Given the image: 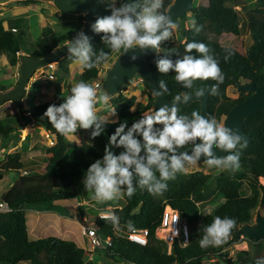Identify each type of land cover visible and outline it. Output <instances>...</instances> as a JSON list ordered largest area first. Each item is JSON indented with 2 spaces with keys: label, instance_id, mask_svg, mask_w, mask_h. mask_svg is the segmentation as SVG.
<instances>
[{
  "label": "trees",
  "instance_id": "1",
  "mask_svg": "<svg viewBox=\"0 0 264 264\" xmlns=\"http://www.w3.org/2000/svg\"><path fill=\"white\" fill-rule=\"evenodd\" d=\"M173 2L174 0H164V10L167 11ZM254 2L256 5L254 10H248L242 0H206L205 4H192V16L197 26H203L202 30L197 33L193 26L186 28L183 23L186 16L184 14L179 19L177 28L178 45L174 48L169 47L168 43L171 39L167 41V44L162 43L164 47H169L160 51L163 53L162 56L174 51L176 55H172L171 58L175 60L178 56L186 54L187 43L202 42L209 47L210 54L219 61V66L225 75L224 82L219 85V95L207 94L208 116H214L218 122H222L229 110L250 94V92H240L239 96L233 99L227 94L229 88L237 89V86L243 82L264 84V0H254ZM119 3L120 1L117 6ZM75 13L80 14L79 27L76 30L53 38L42 49L32 50L30 56L45 57L58 45L71 42L85 26L83 13ZM67 14L73 13L58 11L56 17L61 18ZM110 14L108 4L103 2L95 13L91 25L98 17ZM243 28H247L250 35V44L244 52L227 47L219 41L225 34L239 36ZM24 36L21 29H15V31L4 29L0 21V53L8 56L11 66H16L19 62V52ZM88 36L94 50L103 49L109 53V58L116 52L103 43L101 39L103 33L97 34L91 28ZM229 52L231 56L225 61L224 57ZM192 54L200 55L195 50ZM160 57L153 54L148 57V60L157 85L161 80L166 82L168 92L165 96L170 101H174L177 95L195 93V90L199 88L210 92L211 86L216 83L210 79L197 80L192 89H186L175 81L174 72L161 74L158 71L156 60ZM109 58L90 70L83 68L77 82L83 80L92 84L98 81L101 66L108 62ZM75 60L67 54L57 62L55 78L58 82L65 80L69 74V65ZM142 78L147 90L145 105L139 111H132L136 101L134 95L126 96L120 92L110 96L109 102L115 109L117 120L107 122L103 126L104 131L95 138L91 136L92 129H78L81 136L78 144L70 141L66 135H61L44 116L50 105L58 106L67 96L47 100L29 109L23 107L18 109L21 119L35 121L47 134L54 137L55 144L48 149L47 157L24 159L19 153H10L0 164V180L9 172H32L27 178L18 177L1 197L10 210L0 213V264L86 263L91 251L81 248L72 240L53 235L31 240L26 223V210L31 208L51 210L57 202L74 200L75 193L66 190L73 188L76 179L81 177L95 160L102 159L109 137L114 134L119 124L127 122L131 127L136 115L155 109L149 84L143 76ZM37 87L38 84L34 82L30 90L36 91ZM6 90V86L0 85V92ZM192 111L200 112L198 101L181 109L179 114L190 116ZM11 118L12 115L7 113L4 119H0L1 145L7 146L10 140L14 143L19 138L18 134L23 125L16 126ZM243 126L250 141L246 148L240 149L238 146L236 149L240 151L241 167L237 170L227 169L228 172L218 175L212 189L209 187L213 180L212 175L199 171L180 172L174 180L167 182L168 187L163 194L152 195L140 187H137L131 198L126 195V192L122 193L120 206L110 211L120 217L119 227L113 226L109 219L90 218L89 222L97 227L98 233L112 240L109 247L98 252L103 253L113 262L127 264H202L203 259L220 254L225 248L239 243L244 238L248 248L237 251L234 260H229L228 264H256L257 259L264 258V240H251L241 231V227L251 223L253 211L259 205L264 207V183L259 181V178H264V111L244 119ZM113 150L118 155L123 149L114 148ZM35 179L47 180V183L38 182ZM244 185L249 189V194H245ZM218 197H221L223 201L201 218L199 204L210 201L214 203ZM166 206L179 212L188 227V243L183 245L182 239H176L170 251L164 241L156 238V230L161 224ZM215 216L235 219L236 227L223 245L201 248L199 241L204 235L203 227L210 224ZM129 220L134 222L136 229L148 230L145 246L130 242L125 237L128 231L126 223ZM197 223L199 227L195 229Z\"/></svg>",
  "mask_w": 264,
  "mask_h": 264
},
{
  "label": "clouds",
  "instance_id": "2",
  "mask_svg": "<svg viewBox=\"0 0 264 264\" xmlns=\"http://www.w3.org/2000/svg\"><path fill=\"white\" fill-rule=\"evenodd\" d=\"M102 2L108 4L111 14L98 17L91 28L97 34L103 33L101 39L112 51L139 49L142 54L148 50L157 52L163 42L171 39L177 26L164 10V0H131L128 3L120 0L119 6L117 0ZM193 27L199 33L203 26H197L194 20ZM67 47L68 54L89 70L109 58V53L103 49L94 50L90 37L83 31L78 32ZM193 50L200 55H193ZM185 53L177 55L175 60L171 58L176 55L174 51L158 58V71L161 74L174 72L175 81L186 89H192L197 80L216 81L210 92L199 88L195 95H219V85L224 82L225 75L219 61L210 54L209 47L193 41L186 44ZM230 56L231 52L224 57L225 61ZM137 59V55L130 57L131 61ZM98 87L83 80L75 83L70 95L58 106L50 105L44 116L61 135L74 134L78 129H92L91 136H99L108 117L98 115L97 105H107L110 96L106 92H98ZM167 92L166 82L159 81L154 94L163 96ZM191 98L188 93L177 95L171 106L164 104L159 109L144 112L131 127L127 122L120 123L109 137L102 159L95 160L87 169L82 181L84 188L92 191L95 199L106 202L118 199L124 192L131 198L137 187L152 195L163 194L168 181L185 171L186 165L197 164L201 157L209 167L239 169L240 151L236 149L238 146L246 148L247 141L238 131L218 122L214 116H204L199 111H192L190 116L179 114L178 105ZM111 115H115V109ZM114 148L123 150L117 155ZM214 149L228 154L218 157ZM101 218L109 219L113 226L119 227L120 217L114 212ZM126 227L130 232L136 231L131 220L127 221ZM235 227V219L215 216L210 224L203 227L200 247L223 245ZM256 264H264V258L257 259Z\"/></svg>",
  "mask_w": 264,
  "mask_h": 264
},
{
  "label": "rangeland",
  "instance_id": "3",
  "mask_svg": "<svg viewBox=\"0 0 264 264\" xmlns=\"http://www.w3.org/2000/svg\"><path fill=\"white\" fill-rule=\"evenodd\" d=\"M119 1L120 0H117V3ZM242 1H243L244 5L248 8V10H254L255 9L256 5H255L254 0H242ZM205 3H206V0H193L192 4L193 5H200V4H205ZM238 8H240V7H238ZM193 21H194V18L192 16V12H187L185 18L183 19L184 26L186 28L192 27ZM178 22H179V20H178ZM178 26H179V24H178ZM178 26H176V28L173 29V35L171 37V41L168 43L169 47L174 48L178 45V40H177L178 39V33H177ZM249 36H250L249 30L247 28H243L239 36H234L232 34H225V35H222L220 37L219 41L227 47L233 48L239 52H244L246 50V48L248 47V45L250 44V37ZM164 43L167 44V41H165ZM163 44L161 45L159 50L157 52L154 51L153 54H156L159 57L162 56L163 53H160V51L166 50L169 48V47L168 48L164 47ZM21 46L23 48H25L26 50L29 49V46L27 45V43L25 44L24 41L21 42ZM124 50L125 49H120L119 51H116L109 58L108 62H106L104 65H106V66H107V64L112 65L114 63V61L116 60V58ZM168 52H171V51H168ZM0 61L2 62V60H0ZM1 62H0V79L2 80V78H6V77L11 76V74L6 73L7 68L4 65H2ZM76 64L79 65L80 63L78 61H76ZM103 66H101L100 74H99V81H101V82L105 79L106 73H107V70L103 69ZM65 82H66L65 83L66 87L63 89V91L59 90L58 92H56L53 95V97H49L47 100L55 99V98H59V97H63V96H68L71 93V88L73 86V85H71L72 76L71 75H69L68 77L66 76ZM53 83H55V85L59 84L58 81H54ZM100 92H104L103 85H102ZM122 92L126 96H133L134 95L136 97L135 104L132 107L136 111H139L145 105V103H146L145 97L147 95L146 94L147 90L144 87L143 78L141 75H135L132 80L128 81L124 85ZM227 94L229 97H231L233 99H235L239 96V92L237 91V89L232 88V87L227 90ZM29 100H30V101H28L29 108L35 106V103L33 101H31L30 98H29ZM47 100H45V101H47ZM6 103H7V106H6ZM6 103L3 104L2 106H0V119H4L6 114L9 113L12 115L11 120L14 122V124L16 126H18V125H20V126L23 125V126H22V128L18 134L19 138L16 142L13 143L12 140H10L8 142L7 146L1 145L2 143L0 144V164L6 160V155L10 154V153H19L20 155H23V157H25L24 159H29V156H31V157L36 156L37 158L41 159L40 157H44L43 156L44 154H48L47 151L50 148V146L48 144V140L45 138L46 132H43V131L39 132L42 140L44 141V143H41L42 145H40L39 142L38 143L35 142L38 139V136H37V125L38 124L36 122L31 123L30 125H27L28 123H26L27 126L25 125V123L22 124V121H25L26 119L25 120L21 119V116L18 112V108L14 104V102L8 101ZM1 107H3V108H1ZM112 110H113L112 107L110 106V104H108L107 108L102 112L103 116L108 117V122H115L117 120L116 114L111 115ZM153 110H155V109H153ZM141 116H142V114L136 115L134 121L140 119ZM221 123H223V121ZM26 133H28V134L26 135ZM67 136L66 137L70 141L73 142V140H72L73 134H68ZM27 137H29V138H27ZM25 138H27V139H25ZM34 152H36L35 155L33 154ZM198 171L202 172L204 174L212 175L213 180H211V182L209 184L210 189H212L214 187L215 178L218 175L228 172L227 169L217 168V167H209L206 163L198 162L195 165H186V170L183 171L182 173H191V172H198ZM31 173H32L31 171L27 172V173H24L23 171H20L18 173H16V172L6 173L3 176L2 180H0V199H1L2 195L4 194V192L8 188H10V186L18 179V177L27 178L28 175H30ZM85 173L81 177L76 179L73 188L66 190L67 192L75 193L76 198L74 200H66V201H62V202H57L54 204V206L51 210H42V209L39 210V209L31 208L33 210V212H32V211H30V209H27L28 211L26 213V217H27L29 223H31V222L36 223V221H37L36 217L39 215H42L43 212H44V214H48L47 216H50L52 214V215H55L57 217H62L61 218L62 219L61 224L63 225V228H65V231H67L66 233H68V232L70 233V231H72L73 237L72 236L71 237L74 240H75V236L79 237V238L77 237V239H76L77 241L75 240L76 243L78 244V246L89 251V244H88L86 238H84L81 235V228H80V226L82 224L81 218H83V215H85L87 217V220L90 221V218L93 219L94 217H98V214H103V213H107V212L111 213L110 212L111 209L120 206L121 196L118 199H114L112 201H106V202H101V201L95 199L94 193L92 191L86 190L84 188L83 183H82L83 178L85 176ZM35 180L38 182L47 183V180H45V181H43V179H40V180L35 179ZM259 181H260V183H264V178H259ZM243 189L245 191V194H249V189L247 188L246 185H244ZM78 201L80 204L78 203ZM222 201H223L222 198L218 197L214 203L211 201L207 202V203L206 202L200 203L199 207L201 209V218H202V215L209 213L211 211V209H213L215 206H217ZM165 209H166V207H165ZM59 213H61V215H63V216H60ZM74 213L77 214L78 221L74 218ZM47 216L45 215L46 218H47ZM257 216H261L264 218V207L262 205H259L253 211L252 220H251L250 224H253V225L255 224V222H256L255 220H256ZM41 222H42V224H41ZM37 224L38 223H36V225ZM88 224H92V223L88 222ZM39 225H40V227H41V225H43V219L40 220ZM197 227H199V223H197V225L195 226V229H197ZM40 230H42V229H40ZM36 232H37V229H36ZM61 233H63V232H61ZM48 235H49V233H48V231H46L45 228L43 229V231L41 233H38L36 236H33L32 232H30V238L33 240L38 239V238H42V237H46ZM80 235L82 238H80ZM160 236H161V233L156 230V238H158ZM261 240H264V239H261ZM247 248H248V243L243 238L239 243H235V244L225 248L220 254L213 256V257L203 259L202 264H228L229 260H234L235 254L237 253V251L246 250ZM168 251H170L169 245H168ZM88 258L92 260V264H127L124 262H113L112 260L106 258V256L103 253L96 252V251L91 252V255Z\"/></svg>",
  "mask_w": 264,
  "mask_h": 264
},
{
  "label": "water",
  "instance_id": "4",
  "mask_svg": "<svg viewBox=\"0 0 264 264\" xmlns=\"http://www.w3.org/2000/svg\"><path fill=\"white\" fill-rule=\"evenodd\" d=\"M56 6L62 13H75L80 12L84 14V28L81 30L87 36L91 32V22L95 16V13L103 3L102 0H53ZM128 3L131 0H123ZM193 0H174L172 5L168 8L167 14L170 15L171 19L178 26V20L187 12L192 11ZM80 31V32H81ZM61 45L51 51V53L42 58H35L32 56H21L20 57V74L17 83L5 92H0V106L8 101H13L18 109L22 108L23 99L26 95V90L30 81L35 75L36 71L48 64L54 62L57 63L61 58L68 54V45ZM154 53V50H148L146 53H141L139 49L124 50L114 61V63L107 69L106 77L102 81L104 91L109 96L117 95L122 92L124 85L133 79L135 75H141L145 78L154 97L155 109H159L164 104H169L170 101L165 94L163 96H157L154 94V90L158 88L156 80L153 75L152 68L150 67L148 57ZM137 55L136 61H131L130 57ZM237 91L250 92V94L240 103L234 105L225 118L223 123L238 131L246 140L247 143L250 141L249 135L244 131L243 120L247 119L251 115L264 111V84L255 85L251 82H243L237 86ZM191 100L187 103H181L178 105L179 109H183L189 106L191 103L198 101L200 103V113L204 116H208V96L205 94L202 97H197L195 93L190 94ZM243 142V141H242ZM190 148V147H188ZM186 148L185 150H188ZM218 157L227 154L225 151L214 149ZM183 151V150H182ZM190 151V150H189ZM200 163L204 162V157H201ZM135 183V181H134ZM255 224H247L241 227V231L247 236V238L259 241L264 239V218L257 216ZM85 264H92V260L88 259Z\"/></svg>",
  "mask_w": 264,
  "mask_h": 264
},
{
  "label": "crops",
  "instance_id": "5",
  "mask_svg": "<svg viewBox=\"0 0 264 264\" xmlns=\"http://www.w3.org/2000/svg\"><path fill=\"white\" fill-rule=\"evenodd\" d=\"M58 11L61 12L53 0H5V1L0 0V21L2 22L4 29L11 30V31L13 29L14 30L21 29L25 34L23 41L25 42V44L27 43V45L29 46V49L26 50L25 48L21 46L22 48H20V52H19L20 57L30 56V53L32 50L34 49L40 50L44 46L49 44L53 38L61 34H64V33L74 31L79 27L80 14L78 13L67 14L66 16H61V18H58L56 17V13ZM67 43L68 42L64 44H67ZM64 44H61V45H64ZM61 45H58L57 47ZM20 57H19V62L17 63V65L11 66L9 65V62H8V56L4 53H0V60H2V62L1 61L0 62L2 63V65H4L7 68L6 73L11 74V76L9 77L2 78V80L0 79V85L6 86L7 90L12 88L19 79ZM76 61L78 60L73 61L69 65L68 76L69 75L72 76L71 85H74L77 82L82 72V69H83V67L80 64L79 65L76 64ZM55 67L57 68V63H55ZM109 67H111V65L107 64V66L106 65L103 66V69L107 70ZM44 70H45L44 75H41L44 72ZM55 71L52 72V70H47L46 66L36 71L35 75H33V78L28 85V88L26 90V95L23 99L22 105L24 109L29 108L28 106V101H30L29 98L31 99V101L35 103V105H38L40 103H43L49 97H53V95L59 90L63 91V89L66 87L65 80L62 82H59L58 85H55V83H53L54 81H57L55 78ZM51 73H53L54 78L49 77ZM34 82L38 84V87L36 91H31L30 87ZM101 88H102V82H101ZM101 88H99L98 92H100ZM108 104H110V102ZM108 104L107 105H104V104L97 105L98 115L103 116L102 112L107 108ZM6 106H7V103H6ZM23 120H25V118ZM34 122L35 121L33 120H27V119L25 121H22V123H28L27 125H30L31 123H34ZM40 131L46 132L40 125H37L38 139L35 142L37 143L39 142V144L42 145L41 143H44V141L42 140L41 135L39 134ZM27 134L28 133H26V135ZM72 140L74 143H77V144L80 143L81 136L79 134V130H77V132L73 134ZM33 154L35 155L36 152H34ZM48 155L49 154H44L43 156L47 157ZM29 159H39V158H37L36 156L34 157L29 156ZM27 211L28 210H26V213ZM30 211L33 212L32 209H30ZM59 214L60 216H63L61 215V213ZM45 215L47 216L48 214H44L43 212L42 215H39L36 217L37 219L36 223H38L37 225L36 223H32V222L29 223L26 217V223H27L28 230H29L28 231L29 237H30V232H32L33 236H36L38 233H41L43 229L45 228L46 231H48L49 235L57 236V237L67 239V240H72L76 243L77 241L76 239L78 236H75V240H76L75 241L72 238L73 237L72 231H70V233L69 232L66 233L67 231H65V228H63V225L61 224L62 217H57L51 214L50 216H47L46 218ZM74 218L78 221L76 213H74ZM42 219H43V225H41L40 227L39 222ZM86 219L87 217L83 215V218H81V223H83L84 220ZM36 229H37V232H36ZM80 238H82L81 235H80Z\"/></svg>",
  "mask_w": 264,
  "mask_h": 264
},
{
  "label": "built area",
  "instance_id": "6",
  "mask_svg": "<svg viewBox=\"0 0 264 264\" xmlns=\"http://www.w3.org/2000/svg\"><path fill=\"white\" fill-rule=\"evenodd\" d=\"M12 31H15L14 29ZM47 70L55 71V63H50L46 66ZM44 72L41 75H44ZM50 78H54L53 73L50 74ZM93 85H98V90L101 88V82L95 81ZM45 138L48 140V144L50 147L54 146L55 139L52 135L45 134ZM27 173V171H23ZM10 208L5 201L0 199V213L9 211ZM109 213L98 214L100 219L101 216H107ZM178 217L177 221H174V218ZM81 235L86 238L89 244V251L98 252L106 249L112 243L110 237L102 236L98 233V229L96 226L92 224H88V220H84V222L80 226ZM161 233V236L158 237L160 240L164 241L170 247L176 241V239H182L183 245L188 243V227L187 224L181 218L179 212L173 210L169 206H166V209L163 212L161 224L157 229ZM125 237L135 244L140 246H145L147 244L148 239V230L147 229H136L135 232H130L129 230L125 233Z\"/></svg>",
  "mask_w": 264,
  "mask_h": 264
}]
</instances>
